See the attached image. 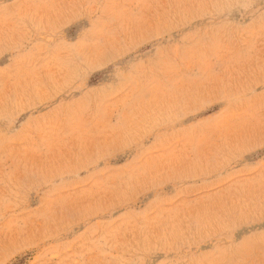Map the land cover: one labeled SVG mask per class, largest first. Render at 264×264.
<instances>
[{"label": "rangeland", "instance_id": "1", "mask_svg": "<svg viewBox=\"0 0 264 264\" xmlns=\"http://www.w3.org/2000/svg\"><path fill=\"white\" fill-rule=\"evenodd\" d=\"M0 264H264V0H0Z\"/></svg>", "mask_w": 264, "mask_h": 264}]
</instances>
